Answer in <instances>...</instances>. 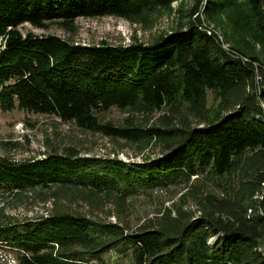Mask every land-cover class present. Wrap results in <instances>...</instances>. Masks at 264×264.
Listing matches in <instances>:
<instances>
[{"label":"trees","instance_id":"trees-1","mask_svg":"<svg viewBox=\"0 0 264 264\" xmlns=\"http://www.w3.org/2000/svg\"><path fill=\"white\" fill-rule=\"evenodd\" d=\"M181 1L0 0V110L56 116L126 142H169L160 156L139 164L71 153L21 163L1 157L0 249L14 252L18 264H97L114 248L128 253L131 264H264V0H194L187 24L147 45L70 44L17 29L70 24L77 17L142 21ZM228 8L234 29L261 46L262 58L232 43L225 47L203 25V18ZM207 92L221 103L212 119L206 117ZM164 107L196 120L186 124L177 117L180 126H174L164 115L161 126L115 127L96 116L113 108L148 115ZM235 173L244 179L233 200L205 196L201 215L172 230L126 233L63 212L25 222L9 216L50 187L132 196L188 184L194 176ZM259 192L257 206L247 205Z\"/></svg>","mask_w":264,"mask_h":264},{"label":"rangeland","instance_id":"rangeland-1","mask_svg":"<svg viewBox=\"0 0 264 264\" xmlns=\"http://www.w3.org/2000/svg\"><path fill=\"white\" fill-rule=\"evenodd\" d=\"M194 3V0L173 2L168 8H159L150 13L142 21L107 16L77 17L70 24L50 21L43 28H35L23 23L17 29L22 35H53L70 44L92 46L108 43L125 46L136 42L147 45L161 35L187 24V14ZM203 21L205 27L218 34L225 47L232 43L247 53L262 58L261 46L254 43L244 30L234 29L230 8L216 12L210 19L203 18ZM205 104L206 117L210 119L221 111L220 98L213 93H206ZM164 115L174 120V126H180L177 117L186 124L196 120L185 115L183 111L172 114L165 107L162 112L148 115L116 108L96 114L101 124L111 123L112 126L123 127L132 123L147 128L152 125L161 126V117ZM168 145L167 140L153 138L136 143L126 142L80 129L74 123L60 121L56 116L38 115L14 108L11 111L0 110V158L16 163L42 160L56 154L66 157L71 153L73 158L112 159L127 164H139L160 156ZM242 179L244 178L236 173L227 178H214L209 174L203 177L194 176L188 184L140 191L132 196H121L114 191L101 193L86 188L50 187L29 196L16 209L9 211V216L14 222H25L63 212L87 217L103 225L115 224L126 233L155 228L172 230L177 222L201 215L202 210L208 207L205 196L215 200H233L234 194L240 190L239 181ZM261 199L263 198L259 192L246 203L255 207ZM250 211L253 213L254 210L248 209V215H251ZM262 247L264 248V241ZM0 250V264H18L14 252L6 248ZM100 259L97 264H131L129 254L121 253L116 248Z\"/></svg>","mask_w":264,"mask_h":264}]
</instances>
